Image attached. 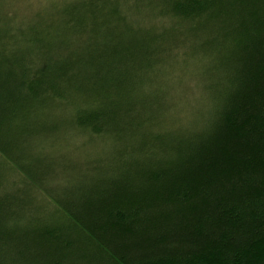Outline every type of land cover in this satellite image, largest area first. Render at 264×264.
Here are the masks:
<instances>
[{
    "label": "trees",
    "instance_id": "1",
    "mask_svg": "<svg viewBox=\"0 0 264 264\" xmlns=\"http://www.w3.org/2000/svg\"><path fill=\"white\" fill-rule=\"evenodd\" d=\"M0 264H264V0H0Z\"/></svg>",
    "mask_w": 264,
    "mask_h": 264
}]
</instances>
